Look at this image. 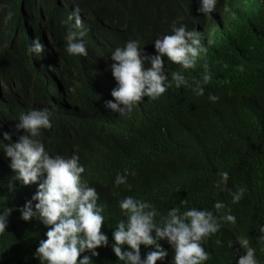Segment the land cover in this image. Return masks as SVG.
I'll return each mask as SVG.
<instances>
[{
  "label": "trees",
  "instance_id": "obj_1",
  "mask_svg": "<svg viewBox=\"0 0 264 264\" xmlns=\"http://www.w3.org/2000/svg\"><path fill=\"white\" fill-rule=\"evenodd\" d=\"M226 1L217 0L216 10L205 16L198 11L201 0H0V141L16 143L25 134L16 130L21 113L48 109L52 114V128L40 137L45 150L53 157L78 155L85 169L82 181L96 188L98 205L104 206L108 245L96 249L98 256L86 251L78 259L124 264L112 250L113 232L126 219L119 202L132 196L153 204L158 221L173 208L217 214L215 203H224L219 215L231 208L236 224L222 222L220 232L202 245L210 255L204 264H238L246 254L236 242L240 236L249 238L257 264H264L259 240L264 226V0H229L222 14ZM76 7L86 29L87 57L66 52L64 37L74 20L61 22ZM8 11L12 20L4 23ZM173 25L201 32L207 53L187 70L163 57L168 82L174 71L189 81L201 80L207 63L212 79L204 95L172 83L160 98L144 97L129 121L118 119L119 113L106 107L107 101L115 102L111 92L118 87L111 54L137 40L146 54L158 55L154 41L172 34ZM37 38L44 51L29 55ZM210 94L219 100L210 101ZM10 164L0 151V212L12 209L0 234V264H41L36 252L49 228L37 217L24 221L21 209L31 201L35 210L32 197L46 174L25 186ZM125 170L135 172L128 176L131 190L115 186ZM222 171L229 174V191L214 187ZM240 187L244 196L233 204L232 193ZM159 243L168 255L156 264H174L175 250L166 240ZM123 250L131 251L127 245ZM154 250L141 245V260Z\"/></svg>",
  "mask_w": 264,
  "mask_h": 264
},
{
  "label": "clouds",
  "instance_id": "obj_2",
  "mask_svg": "<svg viewBox=\"0 0 264 264\" xmlns=\"http://www.w3.org/2000/svg\"><path fill=\"white\" fill-rule=\"evenodd\" d=\"M216 4L217 0H201L198 11L208 16L216 10ZM227 7L225 5L223 10L227 11ZM12 17L13 13L8 11L4 23L11 21ZM73 20L74 25H69L64 37L66 52L72 56L87 57L83 40L86 29L79 7L68 16L67 21L61 23L69 24ZM202 38L203 34L196 29L187 30L185 26L173 25L172 34L154 41L158 55L146 54L137 40H129L123 48H116L111 54V59L115 62L111 65V72L118 87L111 92L115 102L107 101L106 107L118 112V119L129 121V114L143 103L144 97L156 100L166 93L172 83L177 88L190 89L196 96H203L205 86L212 79L207 63L203 65L201 80L189 81L180 71H174L169 83L162 59L166 56L170 62L182 69H194L201 54L207 53V48L202 45ZM45 43L49 48L48 38ZM43 51L44 45L39 38L27 49L29 55L36 56H41ZM147 64L150 67H146ZM239 70L244 71L243 66ZM209 100L215 103L219 97L210 94ZM51 116L48 109H33L21 113L16 130H22L25 134L19 136L16 143L5 144L0 141V151L10 159V167L17 173L16 179L23 185L35 184L46 174V179L39 184L37 193L32 197V200L37 201L35 210L31 201L21 209V218L24 221L37 217L49 228L47 239L40 242L36 252L41 264H91L89 256L78 258L86 251L91 252L92 256H98L96 249L108 245V237L102 232L105 222L102 215L104 206L98 205L99 195L96 188L82 181L81 176L85 169L80 164L78 155L74 154L70 158L60 155L53 157L45 150L40 137L42 130L52 128ZM3 137L4 140H11L8 133H4ZM129 175L134 176L135 172L129 173L125 170L124 174H117L115 186L123 185L131 190ZM219 175L220 180L214 187L220 191H229L228 172L222 171ZM245 191V188L240 187L232 193V203H238ZM181 204L186 205L188 201L183 200ZM119 207L126 219L115 226L112 250L124 264H156L158 260H163L168 253L161 247V240H166L175 250L174 264H204L210 259V255L202 245L220 232L222 222L236 224L231 208H227L225 214L219 215L227 207L219 201L214 205L217 214L195 207L186 209L183 213L179 208H173L159 221L156 218L160 213L153 204L132 196L122 199ZM11 212L12 209L8 208L0 212V234L5 233ZM259 232V240L264 242V226L259 228ZM236 242L246 253L239 258L238 264H257L256 250L250 246L249 238L240 236ZM216 243L219 245L221 241L217 240ZM125 245L131 251H124ZM141 245L155 249L143 261L140 255ZM232 245L233 242L229 241L228 246L231 248Z\"/></svg>",
  "mask_w": 264,
  "mask_h": 264
},
{
  "label": "rangeland",
  "instance_id": "obj_3",
  "mask_svg": "<svg viewBox=\"0 0 264 264\" xmlns=\"http://www.w3.org/2000/svg\"><path fill=\"white\" fill-rule=\"evenodd\" d=\"M229 4V0L226 1V5ZM226 11H222V14H224ZM210 24V21H208Z\"/></svg>",
  "mask_w": 264,
  "mask_h": 264
},
{
  "label": "water",
  "instance_id": "obj_4",
  "mask_svg": "<svg viewBox=\"0 0 264 264\" xmlns=\"http://www.w3.org/2000/svg\"><path fill=\"white\" fill-rule=\"evenodd\" d=\"M0 91H1V83H0Z\"/></svg>",
  "mask_w": 264,
  "mask_h": 264
}]
</instances>
